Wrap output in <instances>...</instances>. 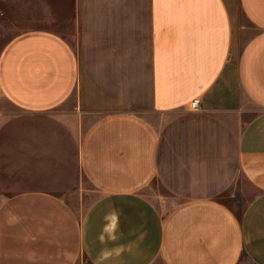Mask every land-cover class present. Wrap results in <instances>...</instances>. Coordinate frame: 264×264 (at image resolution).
Instances as JSON below:
<instances>
[{
    "label": "crops",
    "instance_id": "0c3cea01",
    "mask_svg": "<svg viewBox=\"0 0 264 264\" xmlns=\"http://www.w3.org/2000/svg\"><path fill=\"white\" fill-rule=\"evenodd\" d=\"M60 14L0 47V264H264V0H0Z\"/></svg>",
    "mask_w": 264,
    "mask_h": 264
},
{
    "label": "rangeland",
    "instance_id": "374dc122",
    "mask_svg": "<svg viewBox=\"0 0 264 264\" xmlns=\"http://www.w3.org/2000/svg\"><path fill=\"white\" fill-rule=\"evenodd\" d=\"M61 1V0H60ZM70 11L66 9V13L68 14ZM66 14V15H67ZM60 17H62V20L54 21V22H47V21H15V20H10L11 17L8 15L7 17L4 16V19L0 20V47L1 45L11 38L13 35L17 34L18 32L29 29L31 27H41V28H46V29H52L56 30L58 32L64 33L66 35H69L72 30V24H73V19L70 15L65 16V14H60ZM31 17V16H30ZM235 22L237 19L239 20V23L241 25V30H238V34L240 36L241 42L246 40L248 37L252 36L254 33V29L251 27L249 23L246 22L244 17L242 15H238L237 17L235 16ZM1 168V167H0ZM240 182L238 181L236 184H239ZM87 189L84 190L86 192H83V196L81 197V202L80 205L78 203V199L74 198L73 199V204L74 207L76 208L77 212L79 215H82L87 206L96 198V196L99 194L98 191L95 189L91 188V185L86 181V179L81 176L78 177V181L74 185V190L77 189ZM142 192L146 194L148 197H150L152 200L155 202L161 201V199L167 197L166 199H169V193L164 189V187L156 180H153L150 182L148 185H146L143 189ZM249 194H251V191H249ZM244 197L245 195L240 194L238 191V188L233 185L230 190L225 194L224 200L230 204L235 210L239 211L244 202ZM78 204V205H77ZM167 204V203H166ZM76 264H91L86 257H81ZM157 264H162L160 262H157Z\"/></svg>",
    "mask_w": 264,
    "mask_h": 264
},
{
    "label": "built area",
    "instance_id": "2783aa9c",
    "mask_svg": "<svg viewBox=\"0 0 264 264\" xmlns=\"http://www.w3.org/2000/svg\"><path fill=\"white\" fill-rule=\"evenodd\" d=\"M190 107H191V109H194V110L199 107V100H198V98L192 99V101L190 103Z\"/></svg>",
    "mask_w": 264,
    "mask_h": 264
}]
</instances>
